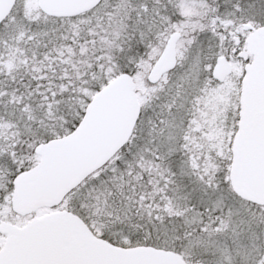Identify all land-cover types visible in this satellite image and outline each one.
<instances>
[{
    "label": "snow or ice",
    "instance_id": "obj_1",
    "mask_svg": "<svg viewBox=\"0 0 264 264\" xmlns=\"http://www.w3.org/2000/svg\"><path fill=\"white\" fill-rule=\"evenodd\" d=\"M0 264H264V0H0Z\"/></svg>",
    "mask_w": 264,
    "mask_h": 264
}]
</instances>
